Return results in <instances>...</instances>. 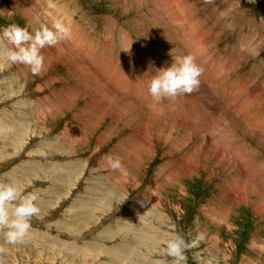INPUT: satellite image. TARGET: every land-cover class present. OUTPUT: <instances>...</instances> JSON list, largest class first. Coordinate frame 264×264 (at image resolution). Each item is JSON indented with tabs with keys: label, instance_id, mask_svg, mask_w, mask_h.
I'll return each instance as SVG.
<instances>
[{
	"label": "rangeland",
	"instance_id": "374dc122",
	"mask_svg": "<svg viewBox=\"0 0 264 264\" xmlns=\"http://www.w3.org/2000/svg\"><path fill=\"white\" fill-rule=\"evenodd\" d=\"M57 19L40 75L0 61V181L41 208L6 264H172L177 233L204 235L186 264H264V0H0V32ZM187 54L199 89L153 100Z\"/></svg>",
	"mask_w": 264,
	"mask_h": 264
},
{
	"label": "clouds",
	"instance_id": "9594fccd",
	"mask_svg": "<svg viewBox=\"0 0 264 264\" xmlns=\"http://www.w3.org/2000/svg\"><path fill=\"white\" fill-rule=\"evenodd\" d=\"M214 2L204 0L205 4ZM249 2L255 3V0ZM70 35L71 27L63 19L55 20L51 27L41 24L33 31L10 24L0 32V61L9 65H24L33 75H40L45 68L42 49L55 47ZM203 71L192 54L176 58L170 66L157 70L149 82L148 93L157 102L191 95L199 89ZM107 163L113 171H121L123 168L119 157L109 156ZM36 201L34 193H22L15 183L0 181V235L5 244L17 246L31 241L32 218L41 213ZM203 239V233L191 240L177 233L165 242L162 251L172 258V264H186L185 253ZM5 253V247L0 245V264H6Z\"/></svg>",
	"mask_w": 264,
	"mask_h": 264
},
{
	"label": "bare ground",
	"instance_id": "6f19581e",
	"mask_svg": "<svg viewBox=\"0 0 264 264\" xmlns=\"http://www.w3.org/2000/svg\"><path fill=\"white\" fill-rule=\"evenodd\" d=\"M196 31H197V30H196ZM66 43H67V42H66V40H65V46H66ZM69 45H70V44H69ZM76 46H77V45H76ZM67 47H68V46H67ZM65 48H66V47H65ZM91 48H92V47H91ZM51 50H52V49H51ZM50 52H52V51H50ZM53 52H54V51H53ZM54 53H55V52H54ZM60 53H61V52H60ZM60 53H59V54H60ZM50 54H52V53H50ZM56 54H57V53H56ZM76 54H77V55H81V54H78V53H76ZM48 55H49V54H48ZM52 55H53V54H52ZM67 56H68V55H67ZM84 56H85V55H84ZM78 57H79V56H78ZM80 57H81V56H80ZM220 57H221V56H220ZM81 58H83V56H82ZM94 60H95V59H94ZM93 63H94V62H93ZM83 66H84V64H83ZM99 79H100V78H99ZM116 82H117V81H116ZM118 83H119V82H118ZM134 86H135V85H134ZM117 88H118V87H117ZM123 89H124V87H123ZM117 90H119V88H118ZM136 91H137V90H136ZM111 94H112V93H111ZM100 95H101V94H100ZM126 99H127V98H126ZM126 99H125V100H126ZM126 101H127V100H126ZM128 103H129V102H128ZM132 104H134V103H132ZM213 105H214V104H213ZM182 110H183V109H182ZM142 111H144V110H142ZM156 112H157V111H156ZM144 113H145V112H144ZM146 113H147V112H146ZM186 113H187V112H186ZM189 113H190V111H189ZM187 115H189V114H187ZM187 115H186V116H187ZM151 117H153V116H151ZM188 117H189V116H188ZM204 119H205V118H204ZM153 120H154V119H153ZM153 120H152V121H153ZM193 120H194V119H193ZM149 121H150V120H149ZM205 122H206V121H205ZM205 122H204V123H205ZM203 125H204V124H203ZM240 126H241V125H240ZM192 127H193V126H192ZM238 127H239V126H238ZM16 129H17V128H16ZM196 129H197V128H196ZM200 129H201V128H200ZM202 129H203V128H202ZM208 130H210L209 127H208ZM21 131H22V130H21ZM206 132H207V131H206ZM14 133H17V132H14ZM18 133H19V132H18ZM213 134H215V133H213ZM79 135H80V134H79ZM207 135H208V133H207ZM254 135H255V134H254ZM204 138H205V136H204ZM256 138H257V137H256ZM213 139H214V138H213ZM203 140H204V139H203ZM140 141H142V140H140ZM257 141H258V140H257ZM147 142H148V141H147ZM259 142H260V141H259ZM230 144H231V143H230ZM149 145H150V144H149ZM263 145H264V144H263ZM222 146H229V145H228L227 142H226V144H222ZM208 148H209V147H208ZM208 148H207V150H208ZM227 149H228V148H227ZM227 149H226V150H227ZM230 149H231V148H230ZM209 150H210V148H209ZM206 153H207V152H206ZM220 156H221V155H220ZM222 159H223V158H222ZM222 159H221V160H222ZM221 160H220V161H221ZM235 161H236V160H235ZM221 162H222V161H221ZM223 162H224V161H223ZM236 166H237V165H236ZM74 168H75V167H74ZM244 173H245V172H244ZM57 180H58V179H57ZM251 185H252V184H251ZM104 187H105V186H104ZM251 188H252V187H251ZM107 190H108V189H107ZM92 191H93V190H92ZM100 191H101V190H100ZM105 191H106V190H105ZM101 192H102V191H101ZM89 206H90V205H89ZM89 210H92V209H89ZM88 213H89V212H88ZM123 241H124V240H123ZM122 247H123V246H122ZM125 247H126V246H125ZM125 247H124V248H125ZM120 249H121V248H120ZM122 249H123V248H122ZM126 249H127V248H126ZM123 251H124V250H123ZM125 253H126V252H125ZM122 255H123V254H122Z\"/></svg>",
	"mask_w": 264,
	"mask_h": 264
}]
</instances>
